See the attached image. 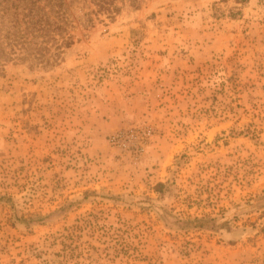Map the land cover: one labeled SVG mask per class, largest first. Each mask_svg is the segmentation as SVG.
I'll use <instances>...</instances> for the list:
<instances>
[{
    "label": "rangeland",
    "instance_id": "374dc122",
    "mask_svg": "<svg viewBox=\"0 0 264 264\" xmlns=\"http://www.w3.org/2000/svg\"><path fill=\"white\" fill-rule=\"evenodd\" d=\"M81 19L0 68V264H264V0Z\"/></svg>",
    "mask_w": 264,
    "mask_h": 264
},
{
    "label": "trees",
    "instance_id": "16d2710c",
    "mask_svg": "<svg viewBox=\"0 0 264 264\" xmlns=\"http://www.w3.org/2000/svg\"><path fill=\"white\" fill-rule=\"evenodd\" d=\"M144 0H0V68L10 60H53L75 40L77 19L94 24L101 15L113 20L126 3L139 7ZM81 12L83 15L77 14ZM81 19V20H82ZM95 229L88 220L68 226L51 243L61 245L58 258H41L39 264H87L82 232ZM264 228V227H263ZM86 246H85V245ZM84 245V246H83ZM44 251H41L43 254ZM82 257L84 261L77 259Z\"/></svg>",
    "mask_w": 264,
    "mask_h": 264
}]
</instances>
